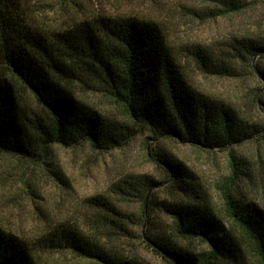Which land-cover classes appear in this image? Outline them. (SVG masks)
I'll use <instances>...</instances> for the list:
<instances>
[{
    "label": "trees",
    "instance_id": "1",
    "mask_svg": "<svg viewBox=\"0 0 264 264\" xmlns=\"http://www.w3.org/2000/svg\"><path fill=\"white\" fill-rule=\"evenodd\" d=\"M26 1L0 0V153L41 161L54 145L87 142L95 149L108 150L123 146L145 129L153 136L224 148L262 131L263 127L244 123L224 102L211 103L188 82L160 20L116 11L75 19L65 29L46 32L28 22ZM207 1L208 14L213 16L249 6L248 0ZM235 40L238 46H227L228 53L234 50L229 56L232 63L239 58L250 60L256 53L264 56L261 42ZM187 49L207 74L233 75L236 70L231 61L220 62L201 46ZM78 83L102 91L119 104L123 120L82 102L75 91ZM28 93L43 114L34 113L25 103ZM229 149L231 174L220 188L225 212L264 264V209L244 205L236 198L234 182L243 169ZM149 150L156 162L166 166L168 178L188 182L183 177L190 178L189 172L174 158L165 152L154 155L151 146ZM154 183L150 176L140 175L119 189L125 196L143 200L144 215L159 205L172 216L178 234L198 238L208 248L193 253L170 237L151 238L165 260L171 264H221L230 255L240 256L237 241L211 208L200 202H158L149 191ZM88 202L98 215L92 223L94 232L81 229L70 219L46 220L42 231L31 238L0 226V264H43L46 255L62 251L99 264H139L114 253L96 233L127 231L123 217L133 214L104 195Z\"/></svg>",
    "mask_w": 264,
    "mask_h": 264
},
{
    "label": "rangeland",
    "instance_id": "2",
    "mask_svg": "<svg viewBox=\"0 0 264 264\" xmlns=\"http://www.w3.org/2000/svg\"><path fill=\"white\" fill-rule=\"evenodd\" d=\"M248 1L249 6L240 12L213 16L208 14L207 0H27L24 6L29 10L25 12L28 22L46 32L65 29L75 19L116 11L160 20L188 82L211 103L224 102L244 123L263 129L224 148L153 136L145 129L123 146L108 150L95 149L87 142L77 146L54 145L41 161L0 153V226L31 238L37 237L46 220L70 219L81 229L94 232L92 223L98 215L88 200L104 195L126 213L133 214L123 217L127 231L96 232L117 255L139 264H171L154 249L151 238L157 237H170L193 253L208 250L206 242L178 234L172 216L159 205L144 215L143 200L121 193L119 188L125 181L148 175L155 181L149 191L156 201L200 202L217 215L237 241L240 253L239 257L228 256L221 264H262L245 235L226 214L220 189L231 174L228 152L232 148L243 169L234 182L236 198L244 205L264 209V56L256 53L250 60L239 58L232 63L229 56L234 50L227 52L229 44L238 46L236 38L253 39L264 46V0ZM195 45L220 62L231 61L236 69L234 74L202 71L187 49ZM75 91L82 102L123 120L120 105L102 91L79 83ZM25 103L34 113L43 114L29 93ZM150 146L154 155L165 152L188 171L190 178L183 175L188 182L168 178L166 166L153 159ZM43 261V264H99L69 251L46 255Z\"/></svg>",
    "mask_w": 264,
    "mask_h": 264
}]
</instances>
